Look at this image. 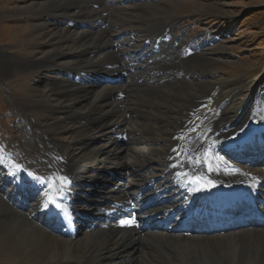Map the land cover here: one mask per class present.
Wrapping results in <instances>:
<instances>
[{
	"label": "bare ground",
	"instance_id": "1",
	"mask_svg": "<svg viewBox=\"0 0 264 264\" xmlns=\"http://www.w3.org/2000/svg\"><path fill=\"white\" fill-rule=\"evenodd\" d=\"M110 1L91 0L89 6L85 4L88 0H48L42 8L45 11L63 9L77 24L87 23L93 29L80 25L73 30H68L70 26L63 27L66 25L53 27L60 38L49 42L51 50L47 47L40 50L43 60L38 56L27 63L31 68L43 67L48 60L58 59V63L51 64H56L54 67L59 69V74L64 73L52 86L59 101L52 104V97L45 95L51 101L48 107L54 114H46L50 122L42 126L46 130L43 133L47 146L55 148L58 154L55 169L59 174L52 178L64 176L69 181L65 206L70 215L66 217L54 206L45 208V192L41 202L37 188L22 189L23 183L6 178V172L0 168V264H264V224L254 225L262 219L256 217L243 200L248 197L257 200V209L264 218V168L241 164L232 155V149L239 146V137L264 124L261 106L264 75L246 82L236 79L213 82L220 88L217 103L221 113L199 125L200 136L196 135L190 142L185 131L191 126L189 122L195 117L199 102L210 96L211 81L187 80L188 74L182 71L177 74L175 68L176 75L167 76L164 69L158 68V74L152 70L156 85L149 86L144 78L143 88L139 89L140 94L146 89L151 91L153 99L148 104L129 103V93L126 99L115 102L114 98L121 94L118 91L124 90L126 84L113 83L131 77L124 65L140 66L142 62L136 64L135 56L141 54L143 43L151 46L152 41L143 38L138 45L140 39L123 21H114L115 26L98 21V15L126 12L125 0ZM52 17L64 18L54 12ZM126 33L132 34L126 36ZM152 34L162 39L168 36ZM69 36L73 42L65 47ZM145 53H148L147 59L162 63H167L170 57L168 52L166 56L162 52ZM192 53L199 57L204 55ZM176 58L170 65L181 62ZM69 60H72L70 64ZM191 62L188 57L183 65L190 66ZM145 64L150 66V62ZM87 68L107 72L112 81H95L90 88L70 81L76 75L87 73ZM72 74L74 76L70 77ZM138 74L142 76L140 71ZM203 86L208 89H202ZM149 91L146 92L149 94ZM175 99L180 103L170 106ZM163 105L172 112L170 125L166 122L164 126L149 111L153 108L160 113ZM56 108L60 111L57 115ZM256 108L260 114L250 115ZM150 120L157 122L150 125ZM50 126L62 128L60 136L49 132ZM64 134L70 137L65 138ZM257 139V144L264 140L262 136ZM197 148L209 152L214 170L209 171L207 164H201L196 175L203 174L205 179L188 183L177 173L191 172V166L174 165H179V160L186 157L183 152L190 153ZM2 156L6 157L5 152ZM6 162L10 168H17L10 157ZM185 194L190 199V208L184 206ZM231 197L242 199L245 215L253 214L250 223H245L248 227L243 224L229 228L210 223L215 217L211 205ZM109 201L120 204L121 209L137 207L140 224L161 225L165 234L146 233L133 222L119 223V220L108 223L105 228L100 217L106 216L107 210L102 211V208ZM106 207H110L112 213L121 210ZM139 213L145 214L140 216ZM51 223L59 232L50 229ZM60 223L63 225L58 227ZM71 229L75 232L70 233Z\"/></svg>",
	"mask_w": 264,
	"mask_h": 264
},
{
	"label": "rangeland",
	"instance_id": "2",
	"mask_svg": "<svg viewBox=\"0 0 264 264\" xmlns=\"http://www.w3.org/2000/svg\"><path fill=\"white\" fill-rule=\"evenodd\" d=\"M47 1L0 0V168L2 171L9 166V171L14 172V169L10 168V165L6 162V159L10 157L14 164L22 165L24 168L31 169L37 175L45 177L47 180L46 186L49 190L48 182H55V178H52V176L59 174L57 169H55L58 154L55 148L47 146L46 142L48 141L45 139L43 133L46 130H44L42 125L50 122L46 119V114L50 115V112L54 114L52 108L48 107L51 101L46 96L52 97V104H55V101H59L52 86L64 73L59 74L57 72L59 69L54 67L56 64H51L52 62L58 63V59L48 60L43 67L36 66L35 68H31V65L29 67L27 63L31 60H36L34 57L39 56L42 59L43 53L41 52L45 50V47L49 50L52 49L49 42H55L56 39L60 38V34L53 27L58 26L60 28L66 25L63 27L67 28L70 26L67 29L73 30L80 25L81 28L91 31L93 29L87 23L77 24L71 18V14L65 12L63 9L50 11L52 9L47 8L49 11L47 9L46 11L43 10L42 8L47 5ZM112 1L114 0L110 2ZM125 1L128 6L124 14L105 13L102 15L106 16H97L98 21H105L113 26L116 24L114 21H123L131 26L133 34H136L138 36L137 39H140L137 43L138 45H141V40L145 38L151 39V46L142 44L144 45L141 46L144 51L143 53L155 49L154 46H158L157 44L159 43L158 50L155 49L156 53L162 52L165 56L170 54V57L167 59V63L147 58L145 60L143 58H136L139 64L141 62L143 64L141 63L140 66H136L135 68H131V64H125L124 68H127V72L130 70L129 72L132 75L130 78L126 77L121 79V81L113 83V85L118 83L119 85L126 84L124 90L118 91V93H121L120 96H116L114 98L116 101L114 99L113 101L120 102L126 99L129 93L131 94L129 96V103L140 102L142 105L148 104L153 99L151 91L146 89L140 94L139 89L143 88L142 82L144 78L148 80L147 84L149 86L156 85V80H152V74H158L159 69H164L163 71L167 73V76L174 73L173 68H175L176 71L178 69L177 74L181 71L187 73L188 75L185 76L187 80H210V96L206 97L208 100L203 98L204 101L199 102L195 108L196 115L189 122L191 127L185 131L188 141L190 139L195 140L196 137L200 136L201 129H197L199 125L213 118L216 113H221L219 103H217L220 88L217 84H213V82L225 79H236L237 81L246 82L254 77L264 75V0ZM90 2L91 0H88V3L85 4L89 5ZM53 12L64 18H53ZM135 29L137 30L134 31ZM54 31L57 32V35ZM154 32L158 34L163 33L164 35L168 34V36H163L164 39L154 37V34H152ZM131 34L126 33V36H131ZM37 35L39 38H35L38 37ZM67 41L68 45L65 47L69 46V43L72 44V37L69 36ZM182 46L188 47L189 50H184ZM163 49H166L165 52ZM182 51L186 56L183 55ZM191 51L197 54L204 53V55L199 57ZM176 57L181 62L174 66L170 65L172 64L171 62L177 59ZM188 57L192 61L190 66L183 65L186 63ZM69 62L71 63L72 60H69L68 64H70ZM149 62L150 66L148 67L145 63ZM93 68H87L85 72L88 74L76 75L70 81L75 84L82 83L89 88L90 86L94 87L95 81L98 82L103 79L112 81L111 76L107 72L94 71ZM152 70H154L153 73ZM138 71H140L143 77L138 74ZM72 73L75 74V72ZM74 74L70 77L74 76ZM159 74L161 75L162 72L160 71ZM261 84L264 85V79ZM182 85L186 84L183 83ZM202 89L208 88L203 86ZM146 91L150 93L148 94ZM169 93L172 95V90ZM143 95L145 96L143 97ZM260 99L263 100L262 98ZM175 103H180L179 99H175L170 106H174ZM261 106L264 109V102ZM258 109L256 108L254 111H251L250 115H259ZM149 111L164 126L166 122L170 125L172 112L166 105L161 107L160 113H157L153 108H149ZM54 112L57 115L60 111L56 108ZM157 121L150 120L149 122L152 125ZM259 126H264V124L260 123ZM50 128H47L49 132H54L55 136H60L62 128L60 129L59 127L60 131L58 127L53 129L50 126ZM66 135L64 134L65 138H67ZM67 136L68 138L70 137V135ZM147 137L154 139V136L151 134H147ZM191 140L190 142L194 141ZM260 145L263 147V142ZM193 151L201 153L203 149L197 148V151L196 149H193ZM4 152L7 158L2 156ZM256 166L263 168L261 165ZM103 210L110 211V207L107 208L105 206L102 208ZM100 223L107 228L106 226L110 222L101 220ZM142 230L150 233L147 229L143 228Z\"/></svg>",
	"mask_w": 264,
	"mask_h": 264
},
{
	"label": "snow or ice",
	"instance_id": "3",
	"mask_svg": "<svg viewBox=\"0 0 264 264\" xmlns=\"http://www.w3.org/2000/svg\"><path fill=\"white\" fill-rule=\"evenodd\" d=\"M195 131V129H193ZM183 138V137H181ZM173 151H176L175 149ZM186 160L181 163V165H174L176 167L182 166L184 163H187L191 166L192 171L191 172H182L177 173L178 177H183L186 179L188 183H199L204 178L203 174L200 176L196 175V170H198L199 165L201 164H207L208 170L213 171L212 162L210 161L207 152L203 154H194L192 156H188L187 153H185ZM20 166L17 165V168ZM216 170H219L218 168ZM29 175H33L32 173H29ZM37 181L44 183L45 181L40 177H35ZM49 190L44 193L46 199L43 201V206L45 208H48L49 206H54L56 209H58L62 214H65L66 217L70 215L68 213V210L65 206V193L67 192V185L69 183L68 178L64 176H57L55 178V182L49 181ZM211 182H209L210 184ZM133 221H122V223H132Z\"/></svg>",
	"mask_w": 264,
	"mask_h": 264
}]
</instances>
